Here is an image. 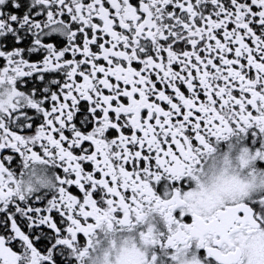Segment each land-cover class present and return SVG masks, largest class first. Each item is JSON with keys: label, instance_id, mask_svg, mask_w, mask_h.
Here are the masks:
<instances>
[{"label": "snow or ice", "instance_id": "snow-or-ice-1", "mask_svg": "<svg viewBox=\"0 0 264 264\" xmlns=\"http://www.w3.org/2000/svg\"><path fill=\"white\" fill-rule=\"evenodd\" d=\"M6 84L0 264H77L99 213L122 222L153 200L208 264H264V197L209 222L158 195L264 114V0H0ZM36 165L55 184L16 194Z\"/></svg>", "mask_w": 264, "mask_h": 264}, {"label": "clouds", "instance_id": "clouds-1", "mask_svg": "<svg viewBox=\"0 0 264 264\" xmlns=\"http://www.w3.org/2000/svg\"><path fill=\"white\" fill-rule=\"evenodd\" d=\"M10 98L15 99V95L6 84L0 91V102L6 105ZM256 121L258 147L245 143L243 133L236 129L210 138L209 148L197 154L199 163L191 167L189 186L180 190L166 186L158 194L161 199L182 202L186 215L195 211L211 222L221 205L264 197V167L260 166L264 164V133L259 131L264 127V114L258 113ZM18 183L19 190L13 186L16 194H25L29 183L33 189H51L55 174L51 168L36 165L35 175L26 176L23 182L18 178ZM98 215L100 220L90 232V242L77 248V264H208L198 239L193 237L190 246L182 242L190 233L170 223L163 204L154 200L144 203L122 222L113 219L107 210ZM240 258L248 264L246 255Z\"/></svg>", "mask_w": 264, "mask_h": 264}, {"label": "flooded vegetation", "instance_id": "flooded-vegetation-1", "mask_svg": "<svg viewBox=\"0 0 264 264\" xmlns=\"http://www.w3.org/2000/svg\"><path fill=\"white\" fill-rule=\"evenodd\" d=\"M166 107V105H164ZM255 132V135L253 133ZM243 136L245 138V143L249 144L250 146H259V138H258V133L255 129H249L247 132L243 133ZM261 167H264V164L260 165ZM78 191V190H77ZM75 194V193H74ZM185 223H190L191 222V217L186 216L184 218ZM203 250L201 251V253Z\"/></svg>", "mask_w": 264, "mask_h": 264}]
</instances>
